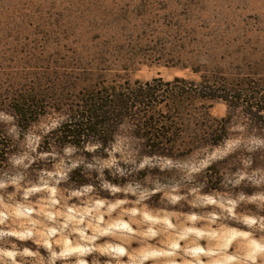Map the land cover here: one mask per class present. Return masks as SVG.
<instances>
[{"label":"rangeland","instance_id":"rangeland-1","mask_svg":"<svg viewBox=\"0 0 264 264\" xmlns=\"http://www.w3.org/2000/svg\"><path fill=\"white\" fill-rule=\"evenodd\" d=\"M142 89L151 98L122 121L145 153L170 154L181 137L217 144L234 119L264 134V0H0V109L22 128L49 109L73 116L86 100ZM68 125L42 148L82 143ZM16 150L0 125V164ZM242 154L264 167V149Z\"/></svg>","mask_w":264,"mask_h":264},{"label":"clouds","instance_id":"clouds-1","mask_svg":"<svg viewBox=\"0 0 264 264\" xmlns=\"http://www.w3.org/2000/svg\"><path fill=\"white\" fill-rule=\"evenodd\" d=\"M71 122L49 109L22 128L0 109L17 142L0 164V264H264V167L242 154L264 149V134L246 118L170 154L145 153L127 120L107 141L42 148Z\"/></svg>","mask_w":264,"mask_h":264},{"label":"trees","instance_id":"trees-1","mask_svg":"<svg viewBox=\"0 0 264 264\" xmlns=\"http://www.w3.org/2000/svg\"><path fill=\"white\" fill-rule=\"evenodd\" d=\"M139 96L142 100H137ZM148 97L151 98V94H147L142 89L137 94L129 92L126 94L124 92L107 95L106 100H99L100 98L86 100V104L81 106L80 112L77 111L75 115L71 116L72 122L68 125L71 128L69 130L70 137L83 136L82 130H80L83 127L85 130L91 129L103 135L108 134V138H110L114 129L109 130L106 126L110 123L113 126L117 125L130 114L134 107L142 104L146 105L145 101ZM210 97L217 98V96ZM103 140L107 141L106 138Z\"/></svg>","mask_w":264,"mask_h":264}]
</instances>
